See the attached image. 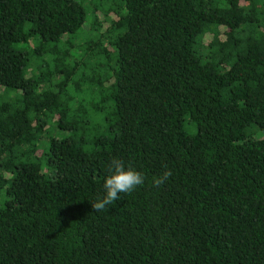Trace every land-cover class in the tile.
Wrapping results in <instances>:
<instances>
[{
	"label": "trees",
	"instance_id": "16d2710c",
	"mask_svg": "<svg viewBox=\"0 0 264 264\" xmlns=\"http://www.w3.org/2000/svg\"><path fill=\"white\" fill-rule=\"evenodd\" d=\"M93 1L0 0V264H264V0Z\"/></svg>",
	"mask_w": 264,
	"mask_h": 264
},
{
	"label": "clouds",
	"instance_id": "9594fccd",
	"mask_svg": "<svg viewBox=\"0 0 264 264\" xmlns=\"http://www.w3.org/2000/svg\"><path fill=\"white\" fill-rule=\"evenodd\" d=\"M109 169L111 174L104 181L105 195L91 202L92 208L97 212L105 211L114 201L121 198V193H131L145 182L143 173L131 167H125L124 161L119 158L112 159ZM170 175L171 172L166 170L161 176L153 178V184L163 185Z\"/></svg>",
	"mask_w": 264,
	"mask_h": 264
},
{
	"label": "rangeland",
	"instance_id": "374dc122",
	"mask_svg": "<svg viewBox=\"0 0 264 264\" xmlns=\"http://www.w3.org/2000/svg\"><path fill=\"white\" fill-rule=\"evenodd\" d=\"M90 1H91V3H92V7L94 8V7H95V6H93V2H94V1H93V0H90ZM102 1H103V0H102ZM102 7H103V6H102ZM102 7H100V8H102ZM100 8H99V9H100ZM99 11H100V10H97V12H98L97 14H99V16H100V15L103 16V14L100 13ZM99 20H100V21H103V20H106V19H105V17H102V18H99ZM87 27H88V26H87ZM2 96H3V94H2V92H0V97H2Z\"/></svg>",
	"mask_w": 264,
	"mask_h": 264
}]
</instances>
